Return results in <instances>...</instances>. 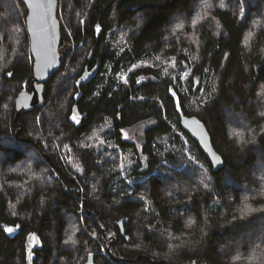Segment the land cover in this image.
Returning <instances> with one entry per match:
<instances>
[{
	"label": "trees",
	"instance_id": "1",
	"mask_svg": "<svg viewBox=\"0 0 264 264\" xmlns=\"http://www.w3.org/2000/svg\"><path fill=\"white\" fill-rule=\"evenodd\" d=\"M58 2L62 67L15 121L33 81L28 11L0 0V226H20L0 230V264H29L31 234V264H264V0H242L243 19L237 0ZM180 114L204 124L218 170Z\"/></svg>",
	"mask_w": 264,
	"mask_h": 264
},
{
	"label": "water",
	"instance_id": "2",
	"mask_svg": "<svg viewBox=\"0 0 264 264\" xmlns=\"http://www.w3.org/2000/svg\"><path fill=\"white\" fill-rule=\"evenodd\" d=\"M27 8L26 29L30 42V53L33 61V81L31 92H21L15 103L16 116L42 108L45 104L46 84L51 77L60 71L63 55L60 48V21L58 19V0H20ZM37 3H48L47 9H37ZM84 81V80H83ZM180 125L199 146L202 153L210 161L214 170L222 164L219 154L214 150L211 137L203 123L194 117L180 114ZM20 129V128H19ZM19 131L17 132V134Z\"/></svg>",
	"mask_w": 264,
	"mask_h": 264
},
{
	"label": "snow or ice",
	"instance_id": "3",
	"mask_svg": "<svg viewBox=\"0 0 264 264\" xmlns=\"http://www.w3.org/2000/svg\"><path fill=\"white\" fill-rule=\"evenodd\" d=\"M237 2H238V6H239V13H238V14H239V17H240L241 19H243L244 16H245V8L242 6V0H237ZM34 7L37 8V9H47V8L50 7V4H48V3H37V4L34 5ZM219 7H221V8L225 7V4L223 3V0H220ZM203 19H205V18H203V17L200 18V20H203ZM198 22H200V21L194 19V20L191 21V24H192V26H195ZM80 23L83 24V23H84V20H80ZM258 23H259V22H254V24H258ZM181 27H183V25H181ZM16 31H17V32H20L21 30H20V29H16ZM95 31H96V33H100V32H101V25L97 24V25L95 26ZM165 39H168V38L165 37ZM121 51H123V49H121ZM172 59H173V65H172V66L175 67V66H176V65H175V57H173ZM3 60H4V57H3L2 55H0V62H2ZM133 67H135V66H133ZM129 70L131 71V69H129ZM205 71H207V69H205ZM7 75H8V76H12V72H8ZM86 78H87V74H85V75H81L80 78H79V80H77V84L79 85V84H80V81H82V80H84V79H86ZM153 78H154V77H153ZM144 79H148V77H142V78H139V79H137V80L135 81V83L140 84V83H142V81H143ZM124 83L127 84V83H128V80L125 79V80H124ZM168 92L171 93V95H172L173 97L176 96V93L173 91V89H172L171 87L168 88ZM141 99H142V97H141ZM202 102L205 103V104L207 103V101H202ZM7 107H8V105L5 104V105H4V108L7 109ZM262 115H264V113H262ZM71 119H72V121H73L74 123H76V124H79V123L81 122V121H80V118H78V116L75 115V114H73V115L71 116ZM165 119H166V117H165ZM233 135L238 136V137H240V138H243V135H244V134H243V132H233ZM121 136H122V138H124V139H128V138H129V137L127 136V134L123 132V130H121ZM253 139H254V137H253ZM245 142H247V141H245ZM100 143H101V145H103L105 142H104V141H100ZM109 146H110V147H115V146H113V145H109ZM63 147H64V149H66L69 153L72 151V149L70 148V146L67 145V144L63 145ZM79 147H82V148H91L92 145H91V144H81ZM190 158H191V157H190ZM69 162H71V161H69ZM219 162L222 163V161H219ZM123 168H124V158H122V159L120 160V162H119V169H120V170H123ZM77 171H80V169L78 168ZM201 182L204 184V187H205L206 189L209 188L208 183H204L203 181H201ZM93 188H94V190H95V186H93ZM254 211H256V209H253V208H251V206L246 205L245 208L241 210V219H242L246 214L251 213V212H254ZM261 211H264V209H261ZM235 219H236V217H233V220H235ZM191 223H194V221H193V222H190V224H189L188 226H191ZM19 227H20V226H19L18 224L15 225V226H0V230H3L4 232H7V233H9V234H12V233H14ZM78 231H79V229H74V231H73V236H74L75 233L78 232ZM91 235H92V236H96V233L93 232ZM31 239L35 240V236H34V234H31ZM69 241H71L72 243H76V240H74L72 236H69ZM67 242H68V241H66V243H67ZM169 247H170V249H171V246H169ZM91 255H92V254L89 253V257H91ZM235 259H236V260H240L241 257H240V256H236ZM28 260H29V264H31V253H30V252H29V255H28Z\"/></svg>",
	"mask_w": 264,
	"mask_h": 264
},
{
	"label": "rangeland",
	"instance_id": "4",
	"mask_svg": "<svg viewBox=\"0 0 264 264\" xmlns=\"http://www.w3.org/2000/svg\"><path fill=\"white\" fill-rule=\"evenodd\" d=\"M1 1L4 4H7V0H1ZM59 21H60V25L62 24L64 26V29H65L66 34L69 36L70 35V33L68 31L69 29L66 27V21H65L63 15L60 16V20ZM180 36H182V35H180ZM71 46H73V45H71ZM69 48L72 49V47H69ZM0 50H2V48H0ZM263 99H264V97H262V99L260 97V100H262V103H264V100ZM230 121H231V126H230L231 133L233 134V132H243L244 139H245V136L250 131V128H249L248 124H246L245 120H243V118L241 117V115L239 114L237 117L236 116L235 117H232L231 116L230 117ZM143 128H144V126H139V127L135 128L132 131V137H131V139L136 141L137 140V136L141 134V131L143 130ZM241 139H243V138H241ZM64 160H68L69 161L68 158L67 159H64ZM262 171H264V170H262ZM261 189H262L261 192L264 193V184H262ZM36 246H38V242H37L36 238H35V240H33L30 237L29 240H28V243H27V251H28V255H29V252L31 253V260L33 258V252L32 251L34 250V248Z\"/></svg>",
	"mask_w": 264,
	"mask_h": 264
}]
</instances>
